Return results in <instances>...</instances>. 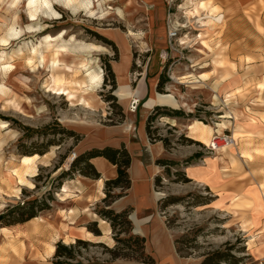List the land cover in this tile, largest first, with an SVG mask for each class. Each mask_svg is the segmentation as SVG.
<instances>
[{
    "label": "rangeland",
    "instance_id": "obj_1",
    "mask_svg": "<svg viewBox=\"0 0 264 264\" xmlns=\"http://www.w3.org/2000/svg\"><path fill=\"white\" fill-rule=\"evenodd\" d=\"M101 1L105 2L102 10L96 8L92 18L85 12L71 16L66 9L53 4L59 18L39 17L30 22L25 0H21L16 8H8V0H0V125L6 123L5 128H0V214L8 207L39 199L48 192L52 196L49 210L41 212L38 220L0 225V264H52L54 251L47 254L48 245L55 248L59 241L70 244V236L74 240L101 242L109 248L115 246L109 223L99 222L101 218L97 215L98 209L104 207V181L116 177L115 166L114 176L100 175L103 196H98L97 201L91 204L76 202L81 191L92 190L96 194L89 183H85L81 191L72 188L69 197L60 199V188L66 181L84 177L74 172L71 179L62 180L61 186L56 187V177L70 167L73 154H77L78 144L84 139L80 135L81 140L75 142L73 137L62 133L60 129L65 127L61 125V119H83L103 128L129 124L126 139L131 147L130 153L127 150L130 162L132 158L137 159L147 174L137 185L134 200L149 195L153 204L139 211L131 205L125 206L124 209L130 210L131 234L143 237L139 228L149 226L157 216L172 244L182 235L194 239V247L188 251L190 255L184 257L193 264L201 259L200 254L226 245H233L231 252L235 256H245L238 264H258V259L247 250V240L230 214H239L241 223L250 221L255 224L254 228L260 226L264 240V0H150L146 4L139 0L144 7L141 10L122 9V0ZM199 1L205 9L216 7L213 26L201 23L207 19L204 10L200 17L190 18L184 14L185 9ZM37 26L44 28L28 33L30 28ZM113 31L120 34L131 61L127 70V89L134 95L130 96L127 109L118 105L114 94L118 83L111 63L120 64L122 57L112 39ZM61 32L64 41L74 39L101 45L107 50L94 56V66L101 69L102 78L92 93L95 101L91 107L71 106L65 96L49 91L51 72L47 56L43 62L35 56L30 66L23 65L31 48L38 49L45 36L56 37ZM169 32H175L176 36L169 39ZM98 36L112 42L116 52ZM1 39L6 40V44ZM8 64L12 69L6 72L4 67ZM163 70L168 83L157 94L166 100H169L166 96L172 95L175 100L182 96L189 110L155 106L180 109L192 117L174 118L177 126L164 123L163 117H156L149 125L151 136L148 137L146 120L155 106L142 116L146 99H139L137 85L143 77L148 86L149 81ZM203 73L206 74L204 81L193 82L195 76ZM82 74L78 72L77 78ZM216 80L218 84L214 87ZM222 90L232 92L233 96L224 101ZM106 95L114 96L115 100L106 101ZM9 99L14 104L6 106L5 101ZM133 99L138 103L132 105ZM225 113L230 118H222ZM193 120L213 127V134L232 137L235 132V145L220 154V159L205 165L204 160L215 157L216 151L187 136L186 127ZM224 121L226 128L219 129L218 125ZM141 122L145 140L140 134ZM158 139H165L167 146ZM103 141L101 136L93 138L84 151L98 148ZM158 142L162 143L163 151L153 158L148 147ZM52 149L47 163L37 164L33 173H25L26 168L18 163L21 156H41ZM243 152H250L252 156L242 155ZM187 159L189 161L185 163ZM157 160L177 164L163 167L156 164ZM56 166L58 169L53 172ZM153 166L155 172L149 175L147 167ZM191 168L204 172L209 185L192 179L188 170ZM38 175L39 180H36ZM19 178L23 180L20 184ZM158 178L159 182H156ZM17 189L19 193L16 194ZM119 192L114 190L112 193ZM254 194L260 197L259 202L254 200ZM126 196L124 192L114 202ZM82 207L86 210H80ZM75 209H79L78 212L66 220L67 227L62 230L60 211ZM92 222H96L100 236L88 231ZM82 227L84 231L79 229ZM147 238L144 236L142 256L135 252L137 249L132 242L133 249L122 250L119 254L123 257L114 261L102 247L82 251L79 259L82 264H116L118 260L150 264L144 262L149 257L152 264H157L151 256L153 242H148ZM239 248H243V252H236Z\"/></svg>",
    "mask_w": 264,
    "mask_h": 264
},
{
    "label": "bare ground",
    "instance_id": "obj_2",
    "mask_svg": "<svg viewBox=\"0 0 264 264\" xmlns=\"http://www.w3.org/2000/svg\"><path fill=\"white\" fill-rule=\"evenodd\" d=\"M123 3L121 5L122 9L124 10H133L138 9L141 10L144 7L140 5L139 0H122ZM150 0H143L144 4L148 3ZM21 0H8L7 7L8 8H16L18 7ZM59 5L62 8L66 9L71 16H77L80 12H85L88 18H92L95 13V9H101L105 4L104 1L98 0L94 2L93 0H25V7L29 10L27 13V19L30 22H35L38 20L39 17L46 18L47 20H53L60 17V14L57 13L52 5ZM204 10L207 19L205 21H201V23L205 26H213L214 22V12L216 7H212L209 9H205L203 2H194L191 8H187L184 11V14L190 18L200 17L202 11ZM120 14V13H119ZM43 26H37L34 28H30L28 33L33 32H40L43 30ZM112 39L115 41L116 45L118 46L120 55L122 57V61L120 64H116L114 62L111 63L112 69L116 74V79L118 83V88L115 90L114 94L117 97L118 104L122 106L124 109H127L129 105L130 96L134 95L133 91H128L127 86L129 83V77L127 70L130 66V57L126 55L125 49L121 43L120 34L117 31H113L111 33ZM63 32L59 33L56 37L45 36L43 41L40 43V47L31 48L29 54L24 57L23 65L30 66L33 58L38 56L39 60L43 62L45 60V56L48 57V68L51 72L50 81L48 84L49 91L52 94L57 96H65L66 99L70 102L71 106H82L85 108L91 107L93 102L95 101V97L92 93L98 87L101 78H102V71L100 68L95 67L94 64L96 63V58L94 57L95 54L106 53L107 50L101 46L96 45L93 43H83L77 42L74 39H70L69 41H64ZM3 44H6V40L1 39ZM126 55V56H125ZM125 56V57H124ZM11 59V57H9ZM12 69V65H6L4 67V71L8 72ZM80 72L83 73L80 78H77L76 74ZM206 79V74H200L194 77L193 82H202ZM155 83L156 79H152L150 81V101L151 102H159L158 95L155 92ZM218 84L216 80L214 83V87ZM88 92V93H86ZM90 92V93H89ZM129 94V96H128ZM233 96L232 92H227L226 90H222V97L224 101H227L229 97ZM169 98L165 104L172 106V107H181L184 108L186 111L189 110V106L184 97L178 96V99L175 100L171 96H166ZM101 103V102H100ZM10 104H14L12 99L5 101L6 106H10ZM147 113V108L145 107L142 110V116L144 117ZM222 118H230L228 113L222 116ZM164 123L170 124L175 126L176 122L174 118L163 117L161 119ZM60 122L65 128L75 130L77 132H84L88 131L89 135L79 142L77 147V152L90 144L93 141V138L96 139L98 136L94 135L87 127L95 126V123L83 120V119H61ZM6 123H1L0 128H5ZM219 129L226 128V121L222 124L218 125ZM130 126L128 123H124L119 125L111 132L110 134L114 133V136H118V138L126 137ZM187 136L191 139L199 141L204 145H208L210 142L211 135L214 132L213 127L204 124L200 121L193 120L190 124L186 127ZM140 134L142 139L144 140V133H143V125H140ZM236 133L234 132L232 135V143L216 150L215 157H207L204 160L205 165H209L213 161L220 159L218 157L220 154H224L227 150H229L233 145H235ZM116 144V140L112 142ZM128 149L131 150L130 145L127 143ZM149 150L151 151L153 156H158L162 153L163 149L161 147L160 142L156 144L149 145ZM254 153V152H253ZM53 154V149L50 152L38 156H21L19 158V165L24 166L26 168L25 173H33L35 171V166L41 163H47L49 156ZM242 155H246L251 157L252 154L250 152H243ZM76 156V153L73 154ZM92 164L94 167L101 171L104 175L103 176H114L115 169L114 166L108 163L104 158H93L91 159ZM136 161L133 160L132 167L130 174L132 175L133 179L136 180L135 176L136 173ZM204 169V168H203ZM190 172V177L199 183H204L209 185V182L206 181L204 172L198 170L197 168L188 169ZM13 172L16 173V169H13ZM22 178H19L18 183H22ZM85 183H89L93 185L95 188L96 194L90 190L87 192L81 191ZM102 184L103 179L102 177L97 180H90L84 177H77L75 180L66 181L62 187L60 188V199L65 200V198L69 197L72 193V188H75L77 191L80 192V196L77 197V203H84V204H91L94 201H97L98 196H103L102 193ZM19 193V189L16 190V194ZM254 200L259 202L260 197L257 194H254ZM152 197L149 195L142 196L138 199V202L148 203L151 202ZM136 202V200L134 201ZM260 207V205L258 206ZM257 207V208H258ZM79 209L75 210H61L62 213V220H61V229L65 230L67 227L66 220L74 213L78 212ZM80 210H86V207H82ZM38 220L37 217L31 219L30 221ZM86 220V219H85ZM88 222V221H86ZM99 222L104 223V220H99ZM255 224L252 222L244 221L241 224L242 228L248 227L249 229L254 227ZM155 225H153L154 227ZM157 227V226H155ZM144 227H140L139 229H143ZM81 231H84V228H79ZM250 232V230H249ZM71 243L74 242V237H69ZM152 243V242H151ZM156 243V241H155ZM154 244V243H153ZM159 248L161 251H165L169 246V238L167 234L162 231L158 236V244L155 247ZM247 250L250 252L252 256L256 259H260L264 256V242H255L254 237L250 236L249 240L247 241ZM54 251V246L52 244L48 245L47 247V254H51Z\"/></svg>",
    "mask_w": 264,
    "mask_h": 264
},
{
    "label": "trees",
    "instance_id": "obj_3",
    "mask_svg": "<svg viewBox=\"0 0 264 264\" xmlns=\"http://www.w3.org/2000/svg\"><path fill=\"white\" fill-rule=\"evenodd\" d=\"M99 40L106 42L103 38L98 36ZM110 45L114 52L116 48L112 42H106ZM109 71L108 69H106ZM109 73V72H108ZM114 82L112 81V88ZM168 83V78L165 75V70H163L157 80L155 90L157 93H161L164 86ZM106 101L113 102L115 100L114 96L106 95ZM113 105V103H111ZM119 105V104H118ZM116 107H119V106ZM121 107V106H120ZM119 107V108H120ZM118 108V110H119ZM120 113V111H119ZM120 116L122 114L120 113ZM156 117H168V118H179V117H192L191 114H185L180 109L168 108L165 106H155L151 114L147 117L145 131L148 137L151 136L150 123L154 121ZM197 118V116H194ZM62 133L67 134L75 139V142L81 140L80 133H77L70 129L61 128ZM81 135V136H80ZM167 146L165 139H158ZM187 142L193 143L191 139H186ZM93 158H104L108 163L116 167V177L113 179H108L104 181V194L105 197L102 199L104 207L99 208L97 215L109 223L113 238L115 241V246L109 248L101 242H90L83 239H76L73 243L64 244L61 241L57 242L54 248V254L52 256V264H82L79 259L81 257L82 251H87L92 247H102L106 252L110 254V260L114 261L118 258H122L119 253L124 250H131L132 244L135 243L137 250L135 252L142 256L144 253V237L131 234V223L129 220V209H123L119 212H115L109 209L111 203L118 197H120L124 192L130 188V178L128 175V168L130 166V157L125 146L120 145L119 148L105 146L103 148H92L90 150L84 151L81 154L76 155L70 163V167L61 172L55 179L58 181L57 188L61 186L62 180L71 179L74 172H78L86 178L97 180L100 178V173L96 170L94 165L91 163ZM189 159L185 160L188 163ZM156 164L160 166L176 165L177 163L167 160H157ZM58 169V166L54 167L53 172ZM36 180H39V175L36 176ZM187 181V179H186ZM159 182V178L156 179ZM114 190H119L121 192L114 194ZM52 200L50 192L42 196L41 198H35L32 200L23 201L11 207H8L2 214H0V225L10 226L15 224H20L27 222L35 217H37L41 212L49 210V201ZM174 202V201H172ZM88 231H91L95 236H100V231L96 228V222H92L91 225L87 227ZM122 236V237H121ZM193 238H188L186 235L179 236L173 240V246L176 254L180 258L187 257L191 252L189 249L193 248ZM133 242V243H132ZM240 243V240H237ZM233 245L225 246L222 249H215L203 254H200V261L195 264H238L242 261L245 256L237 257L232 254ZM236 252H243V248H239ZM144 260L146 263H153L151 258Z\"/></svg>",
    "mask_w": 264,
    "mask_h": 264
},
{
    "label": "crops",
    "instance_id": "obj_4",
    "mask_svg": "<svg viewBox=\"0 0 264 264\" xmlns=\"http://www.w3.org/2000/svg\"><path fill=\"white\" fill-rule=\"evenodd\" d=\"M158 76H159V74L157 75V77H155L156 83H157ZM139 80H140V83H138V85H137L138 86V97H139V99H146L144 108L145 107L147 108V112L149 111L150 108H152L155 105H167L165 103H166V101H168V99L166 100L165 98L160 97L157 94L156 90H155V92L158 95V101L159 102H151L150 101V93H151L150 92V81L151 80L149 81L148 86H147V84L145 82V79L143 77L140 78ZM141 81H142V83H141ZM156 83H155V87H156ZM170 107H172V106H170ZM175 122H176L175 126H177V120H175ZM141 123L143 125V122H141ZM141 123H140V125H141ZM171 126H173V125H171ZM143 133H144V128H143ZM94 135H97L98 137L101 136L102 139L104 140L103 144H109V145H112V146L117 145L119 141H123L125 146H126V148H127V150L129 151V153L131 151V150L128 149V146H127L128 142H127L126 137H121V138L114 139L116 137V136H114L115 134H108L107 136H104L103 132L97 133V134H94ZM144 137H145V133H144ZM115 140H116V144H113L112 142L115 141ZM160 144H161V147H162V143H160ZM162 149H163V147H162ZM148 150H149V147H148ZM149 153L151 154V156L153 158L157 157V156H153L150 150H149ZM133 160H135L136 163H137L136 164V173H137V175L135 176L136 180H134L132 175L130 174ZM147 170L149 172V175L150 174L152 175L155 172V167L154 166L153 167H147ZM99 172H100L101 176L104 175L101 171H99ZM128 175H129L130 182H131L130 183L129 193L127 194V196L125 198L119 199V200L113 202L111 204V207L114 208V209H120V208H124L127 205H131L132 207H134L136 209V211L141 210L143 207H151L153 205L152 204V199H151V202H149V204L148 203H143V202H138V199H135L136 202H134L135 201L134 200V195H136L137 192H138L137 185L139 184V182L144 181L146 179V177H147V174L143 172L139 161L137 159H135V158L131 159L130 166L128 168ZM239 216H240L239 214H236V216H234L233 214H230V217L234 218V221L236 222V225L238 226L239 231L241 233H243L244 238L248 241L250 236H253L255 242H264V240L261 239V234L263 233V231L260 230V226H256V228L252 227L250 229L248 227L242 228L241 227V224H242L241 221L240 220L238 221ZM155 218H157V220L160 221L157 216L154 217L153 221L155 220ZM143 229H141V232H142ZM249 230H250V232H249ZM263 251H264V248H263Z\"/></svg>",
    "mask_w": 264,
    "mask_h": 264
},
{
    "label": "water",
    "instance_id": "obj_5",
    "mask_svg": "<svg viewBox=\"0 0 264 264\" xmlns=\"http://www.w3.org/2000/svg\"><path fill=\"white\" fill-rule=\"evenodd\" d=\"M115 127H117V126L103 128V127H101L99 125H95V126L87 127V129H89L93 134H97V133L103 132L104 136H107L108 134H110L109 132H111L113 130V128H115ZM73 131H75V130H73ZM75 132H77V131H75ZM77 133L82 134L83 136H85V138L88 137V135H89L88 131H84V132L82 131V132H77ZM112 134H114V133H112ZM121 144L125 145L123 141H119L118 144L114 145V146L109 145V144H99L98 148H103L105 146L119 148ZM125 148H126V146H125ZM82 152H84V149H82L79 152H77L76 155L81 154ZM127 172H128V170H127ZM129 189L126 191L127 194L129 193ZM124 208L114 209V208L111 207V205L109 207V209H111V210H113L115 212H119V211L123 210ZM129 219H130V217H129ZM153 225H155L157 227H155V226L153 227ZM162 231H164L167 234L168 238H169V246L166 249V252L165 251L163 252V251L159 250L158 247H156V249L154 248L153 253L151 254V256L157 262V264H193V263H191V260L178 257V255L176 254V252L174 250V247H173V244H172V242L170 240L168 232L164 228L163 223L161 221H158L157 218H155V220L149 226L144 228L142 230V233H143V237L144 236L148 237V242L152 241L154 243L153 246L155 247V245L158 244V236H159L160 233L162 234ZM155 241H156V243H155ZM199 261L200 260H198V262ZM116 264H139V263H134V262L131 263V262H125V261H119L118 260L116 262Z\"/></svg>",
    "mask_w": 264,
    "mask_h": 264
},
{
    "label": "built area",
    "instance_id": "obj_6",
    "mask_svg": "<svg viewBox=\"0 0 264 264\" xmlns=\"http://www.w3.org/2000/svg\"><path fill=\"white\" fill-rule=\"evenodd\" d=\"M175 36H176L175 32H169V34H168L169 39H173ZM115 76H116V74H115ZM137 103H138L137 99H133L131 102L132 105L137 104ZM232 142H233L232 137L229 135L213 134L207 147L211 151H216L220 148H223V147L231 144ZM257 261H258V264H264V256L262 258L258 259Z\"/></svg>",
    "mask_w": 264,
    "mask_h": 264
}]
</instances>
